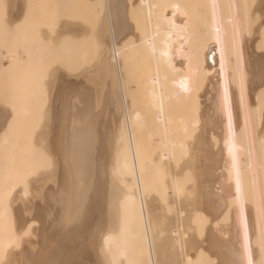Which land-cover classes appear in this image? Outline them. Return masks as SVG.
Listing matches in <instances>:
<instances>
[{"label": "rangeland", "instance_id": "obj_1", "mask_svg": "<svg viewBox=\"0 0 264 264\" xmlns=\"http://www.w3.org/2000/svg\"><path fill=\"white\" fill-rule=\"evenodd\" d=\"M118 1L124 22H138L139 31L125 33L114 49L106 0H20L19 6L0 0V264H18L25 253L35 264H264V236L256 237L254 226L256 211L264 225L259 0H233L242 29L214 36L230 67L222 83L209 85L204 104L194 94L164 101L172 120L167 136L180 142L164 164L156 158L162 138L152 128L155 109L143 85L159 69L136 44L146 35V16L130 9L134 0ZM230 1L179 0L187 10L179 16L187 25L179 35L184 44L215 31L221 16L231 14ZM117 61L128 111L146 121L131 131L149 239L134 234L140 216L126 197L138 196L137 185L118 166L129 128L115 92ZM241 97H249L246 131L238 124ZM77 151L87 156L79 192L70 175ZM226 158L223 204L216 185Z\"/></svg>", "mask_w": 264, "mask_h": 264}, {"label": "bare ground", "instance_id": "obj_2", "mask_svg": "<svg viewBox=\"0 0 264 264\" xmlns=\"http://www.w3.org/2000/svg\"><path fill=\"white\" fill-rule=\"evenodd\" d=\"M244 2H246V0H244ZM258 2L259 4H257L258 7L255 6V11L259 15H261L262 18L264 19V0L262 1L259 0ZM16 3L18 4L17 6H19L20 0H16ZM230 3L231 4L229 7V13L231 14H228L227 16L224 17L221 16V21L215 31H212L211 29L201 31V35L198 36V38L195 41L193 39L191 45L184 44V42L179 37L182 30H184L187 26L183 24V20H180L179 17L180 15H184V14L187 15L186 13L187 10L185 11L184 8L180 5L179 0H134L131 3L130 6L131 10H135L136 13L144 14L146 16L143 24L146 29V35L139 37L137 39L136 44L138 48L146 52L147 56H149V60L152 61L154 68L159 69V71H157L156 73L154 71L153 75L143 82V85L147 93V96H150L153 103V108L155 109V114L150 118L152 128L156 129L158 131V133L156 134L160 135L162 138V140L160 141L161 142L160 144L162 146V151L158 152L157 153L158 155L156 156V158H158L159 162L162 164L171 163V161L173 160L172 156L177 154L172 149L175 148V150L178 151V149L180 148L179 141H173L169 139L167 136L168 135L167 128L170 127L172 120L168 116H166L164 101L169 99H174L176 101L184 96L186 98V96L188 97L194 94L195 96H198V100L199 98L200 99L202 98L204 104V102L209 97L208 94L209 93L208 89H210L209 85H213V86L216 85L215 81L217 79L219 83H222L224 79L228 76L230 61L220 54L219 52L220 43L218 40L219 38L214 36L216 34L222 36L225 33H227V31L234 32L235 30L240 31L242 29L240 25L241 18H239L237 15V11L233 4V0H231ZM106 4H107L106 6L107 36L112 47L115 49L118 46L121 38L125 35V33H129L132 36L136 37L135 35L138 30L137 29L138 22L133 21L129 26L126 24V22H124L122 9L120 6V2L118 0H106ZM17 12L20 13L19 8L17 9ZM14 16L15 15H12V17ZM260 20L261 19H259V21ZM18 22L19 20H17L16 23L17 26L19 25ZM16 25H14L13 28H17ZM260 25L257 24L255 26V28L258 27V29H256L258 35L259 32L264 28L262 24ZM253 30L255 29L253 28ZM255 31H254V35H255ZM15 32L13 34H15ZM232 34L234 33H231L230 35ZM203 36L205 37L204 44H202V41H204V39L202 38ZM249 40L250 39H248V41ZM242 41H244V39ZM242 41L241 44L242 43L244 44L245 42ZM248 43L249 42L246 43L247 48H249ZM188 46H189V50L186 51ZM261 58H259V60ZM262 60H260L262 62L257 60V62L259 63L258 74H257L258 78H260L261 75L260 72L264 70V57ZM118 62L119 61H117V67H116L117 84L115 87V92L118 94L119 91L120 95L119 94L118 95L121 97V100L124 103V109L126 111V117H127L126 126L129 128L127 130V135H128L127 141L125 140L126 143L122 145L123 146L122 153L124 154H121L122 156L119 158L118 166L121 168V170H128V172L130 170L132 174V178L134 181H136V185H137L136 188H137L138 196H136L134 193H130L126 197L127 201L129 202L128 203L129 209L132 211V213L138 214L140 216V224H136L138 225V227L134 231V234L139 235L141 234L140 232H144L146 238L149 239L150 236L148 232V228H149L148 216L145 211L144 202L142 199V182H141L142 170L138 162L139 151L136 148L137 140L131 131L132 128H136L144 125L146 121L142 113L134 111L130 114L128 111V107L126 105V99H125L126 94L123 86L124 77L122 74V69L120 68V64ZM85 80L88 81V77ZM252 88H254V86ZM109 92L112 93L111 88L109 89ZM248 98L241 97L239 103L240 115H239L238 124L244 131L250 129L251 127L250 115L248 110L249 103L247 104L248 101L246 100ZM199 101L198 103H200ZM1 121L3 120H0V122ZM86 165H87L86 153L83 151L81 152L77 151L70 167V175L73 178L74 183H76L75 187H78L75 189V191L79 192V190L81 189L79 184L80 182H82V179H85V175H87V169L85 168L87 167ZM230 165H231V160L229 158L223 160L222 169L220 171L221 177L218 181V184L216 185V191L219 194L218 200L223 204H224V198H226L225 195L226 188L223 184L224 183L223 180L226 178V176H228V174L231 171ZM172 166L173 169H175V166L174 165ZM167 171L165 169L166 174L170 172ZM170 173H172V171ZM169 175L167 174V176ZM75 197H76L75 195H72L71 199H74ZM254 226H255V236L263 237L264 225L262 224L261 217L259 216L258 211H256ZM176 233H177L176 231L172 232V234H176ZM106 237L107 234L101 237V240L103 239V243L107 241ZM26 254L27 253L20 255L19 258L17 259L19 263L18 261L17 263L35 264L34 262H30V260H26ZM16 256L17 255H15V257ZM21 261L23 262L21 263ZM100 261L101 260H99V262Z\"/></svg>", "mask_w": 264, "mask_h": 264}]
</instances>
